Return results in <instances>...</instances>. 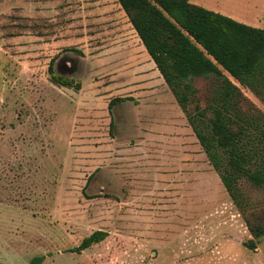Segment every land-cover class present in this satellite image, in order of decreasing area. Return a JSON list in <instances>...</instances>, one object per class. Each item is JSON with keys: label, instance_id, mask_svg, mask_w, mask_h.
I'll use <instances>...</instances> for the list:
<instances>
[{"label": "rangeland", "instance_id": "obj_1", "mask_svg": "<svg viewBox=\"0 0 264 264\" xmlns=\"http://www.w3.org/2000/svg\"><path fill=\"white\" fill-rule=\"evenodd\" d=\"M189 1L264 28V0ZM195 84L205 109L218 85ZM238 186L241 206L117 0H1L0 264H264L243 215L264 213V187ZM95 231L108 237L75 251Z\"/></svg>", "mask_w": 264, "mask_h": 264}, {"label": "trees", "instance_id": "obj_2", "mask_svg": "<svg viewBox=\"0 0 264 264\" xmlns=\"http://www.w3.org/2000/svg\"><path fill=\"white\" fill-rule=\"evenodd\" d=\"M117 2L186 114L229 196L241 206L245 202L238 186L241 179L264 187V146L259 152L247 142L252 129L264 136V114L242 111V92L231 78L264 97V28L246 25L189 0ZM48 71L57 84L80 89V83L55 74L54 62ZM199 79L218 85L205 109L196 96ZM259 210L243 214L253 237L244 244L250 250H256L264 237V213ZM107 237V232L95 231L84 237L75 251L89 249ZM42 261L43 257H37L31 264Z\"/></svg>", "mask_w": 264, "mask_h": 264}, {"label": "crops", "instance_id": "obj_3", "mask_svg": "<svg viewBox=\"0 0 264 264\" xmlns=\"http://www.w3.org/2000/svg\"><path fill=\"white\" fill-rule=\"evenodd\" d=\"M1 2V1H0Z\"/></svg>", "mask_w": 264, "mask_h": 264}]
</instances>
